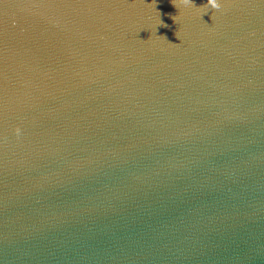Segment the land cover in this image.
<instances>
[{
	"label": "water",
	"instance_id": "1",
	"mask_svg": "<svg viewBox=\"0 0 264 264\" xmlns=\"http://www.w3.org/2000/svg\"><path fill=\"white\" fill-rule=\"evenodd\" d=\"M191 2L0 0V264H264V0Z\"/></svg>",
	"mask_w": 264,
	"mask_h": 264
},
{
	"label": "clouds",
	"instance_id": "2",
	"mask_svg": "<svg viewBox=\"0 0 264 264\" xmlns=\"http://www.w3.org/2000/svg\"><path fill=\"white\" fill-rule=\"evenodd\" d=\"M175 7H193L191 0H179V4L173 3ZM204 9H211L214 11H219L222 8V4L220 3V0H207V4L202 7ZM172 19L175 21L176 17H172ZM177 36V35H176ZM20 129H16V133L19 134Z\"/></svg>",
	"mask_w": 264,
	"mask_h": 264
}]
</instances>
